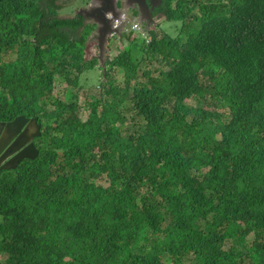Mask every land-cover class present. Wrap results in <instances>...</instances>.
<instances>
[{
  "label": "trees",
  "instance_id": "trees-1",
  "mask_svg": "<svg viewBox=\"0 0 264 264\" xmlns=\"http://www.w3.org/2000/svg\"><path fill=\"white\" fill-rule=\"evenodd\" d=\"M75 1L0 0V121L42 126L0 173V264H264V0H162L177 32L104 67Z\"/></svg>",
  "mask_w": 264,
  "mask_h": 264
},
{
  "label": "clouds",
  "instance_id": "clouds-1",
  "mask_svg": "<svg viewBox=\"0 0 264 264\" xmlns=\"http://www.w3.org/2000/svg\"><path fill=\"white\" fill-rule=\"evenodd\" d=\"M68 1H70V0H68ZM157 1V6H156V8H154L152 11H151V9H150V7H151V2H152V0H144V2H145V4H146V6H147V8H149V11L151 12V14H152V21H150V22H148V21H146V20H143V17L141 16V13H140V11H139V7L137 6V4H135V3H137V2H135V1H132L133 3V6H130V5H132V4H129V3H127V1L126 0H124V5H123V9H120V8H117V10L119 11V13H118V15L117 16H115V14H112L111 12H108V13H104V15H105V17H106V20L107 21H109V23H110V28H111V30H110V32H109V34L106 36V42H105V44L104 45H102L101 46V48L99 47V45H100V39H99V34H98V32L96 31V25L94 24V21L91 19V18H86V17H84L83 15V17H84V19L86 20V22L87 23H90V24H92L93 26H94V29H93V31L91 32L92 34H94L93 36H94V40H97V44H96V46H97V50H98V55H100V56H104V58L103 59H101V58H98L99 59V63H100V65L102 66V67H104V63H105V61L106 60H109V59H112L113 57L111 56V55H106V52H107V50H106V52L104 53V51H103V49H104V47L106 46L107 47V49H108V47L110 46V44H111V42L109 41V40H111L110 38H112V39H114L115 37H119L122 33H127V32H130L131 33V35L130 36H128V39H126L127 37H125V38H123L122 40H123V43L126 45L127 44V42L128 41H131V40H133V39H136L137 38V36H140L141 38H144L145 39V41L146 42H148L149 41V39L147 38L148 37V34H149V32L150 31H152L151 30V27L152 26H155V31H158V30H160L159 29V23L158 22H156L155 21V19L157 18V17H162L163 18V21H165L166 20V17L162 14V13H159V11L160 10H158L160 7H161V5H162V0H156ZM87 3V2H86ZM90 4V2H88V4H84V5H82V7H80V8H84V7H87L88 5ZM95 6H97V7H99L100 5L97 3ZM103 6V5H102ZM102 6L101 7H99L100 9L102 8ZM79 8V9H80ZM79 9L78 10H76L75 12H77V11H79ZM156 9H157V13H155V11H156ZM169 22H171V21H169ZM172 22H176V21H172ZM176 29L178 30V27H176ZM177 32V31H176ZM91 33H90V35H91ZM163 33H161V35H162ZM164 34H166L165 32H164ZM89 35V36H90ZM136 36V37H135ZM88 41V40H87ZM119 53V52H118ZM117 53V54H118ZM116 54V55H117ZM104 71H105V69H104ZM104 71H103V77H104ZM102 73V72H101ZM100 73V74H101ZM100 74L99 75H97L98 76V82H97V79L95 78V76L96 75H91L92 77L90 78V79H87L86 77L88 76V75H85V87H86V89H87V92H86V94L84 95V102H83V104H81L80 103V101H78L79 102V104L81 105V106H83V105H85L86 104V102L89 100V96L91 95V94H93L92 93V91H93V89H95L97 86H98V83L100 82V80H103L102 78H101V76H100ZM113 74H114V72H113ZM112 74V75H113ZM76 97V96H75ZM80 100V99H79ZM83 109H85V110H87L86 109V107H83ZM82 109V110H83ZM81 110V111H82ZM88 111V110H87ZM89 113V112H88ZM88 115V114H87ZM18 116H23L24 118H26L27 120H28V122L26 123V126L27 125H30L31 126V120H34L35 118H37V120H36V123L37 124H39L40 125V129H39V135L37 136L38 138L40 137V135H41V129H42V126H41V124L38 122V117H32V118H29V117H26L25 115H16L13 119H11V120H8V121H0V122H12L15 118H17ZM86 119V118H85ZM33 123V122H32ZM30 126H29V129H30ZM29 129L27 130V134H28V132H29ZM26 134V135H27ZM14 136H17L16 134H13V137ZM37 137H34L32 140H30V141H28L27 142V144H26V147L30 144V143H33V145L35 146V148L37 149V151H38V148H37V146H36V143H35V138H37ZM6 144H7V142H6ZM25 147V148H26ZM24 149V148H23ZM23 149H19V150H16V152H18V153H20L21 152V150H23ZM5 150L6 149H4V151H0V156H1V154H3V152H5ZM38 154H39V151H38ZM15 155V153H13L12 155L11 154H9L8 156H7V158L8 157H12V156H14ZM38 157V155L34 158V159H28V158H24V159H22V160H20L18 163H17V165H19L23 160H35L36 158ZM17 165L15 166V167H17ZM13 169V168H12ZM6 170H8V169H6ZM3 171V170H2ZM1 171V172H2ZM0 172V173H1ZM228 250H226L225 252H227Z\"/></svg>",
  "mask_w": 264,
  "mask_h": 264
},
{
  "label": "water",
  "instance_id": "water-1",
  "mask_svg": "<svg viewBox=\"0 0 264 264\" xmlns=\"http://www.w3.org/2000/svg\"><path fill=\"white\" fill-rule=\"evenodd\" d=\"M126 1L129 4H132V1L137 2L135 4L139 7L143 20L148 22L152 21V14L149 11V8H147L144 0ZM97 3L100 5L99 7L103 5L101 9L95 6ZM104 3L105 0H103V2L102 0H90V4L87 7L80 8L79 11L76 12L79 16L84 15L86 18H91L94 21V24L97 26L96 31L98 32L99 39L101 40L99 45L100 48L105 44L106 36L111 30L110 23L106 20L104 15L106 11ZM130 6H133V4ZM36 120L37 118L31 120V126H26L28 120L23 116H18L12 122H0V151L2 152L6 149L0 156V172L2 170L15 168L17 163L24 158L34 159L38 155V151L33 143H30L26 147L28 141L39 135L40 125L36 123ZM28 129L29 132L27 134ZM13 134H16L17 136L13 137ZM19 149L23 150H21L20 153L16 152V150ZM13 153H15L14 156L7 158L9 154L12 155Z\"/></svg>",
  "mask_w": 264,
  "mask_h": 264
},
{
  "label": "rangeland",
  "instance_id": "rangeland-1",
  "mask_svg": "<svg viewBox=\"0 0 264 264\" xmlns=\"http://www.w3.org/2000/svg\"><path fill=\"white\" fill-rule=\"evenodd\" d=\"M62 1L65 2V3H68V0H62ZM87 1L88 0H76L71 5H68V4L64 5L62 7L63 9L60 10V11H62L60 16L61 17H72L74 15V10L75 11L78 10V9H73L72 7L74 5L82 7V5L86 4ZM203 1H205V0H203ZM155 21L159 23V29L160 30L157 31V33L159 35H161V33H164V32L168 33L170 35H174L176 33V31H177L176 27L178 25L177 23H174L172 21L169 22V21H166V20L163 21L162 17H157L155 19ZM154 29H155V26H152L151 30H154ZM93 35L94 34L91 33V35L88 38V41H87L86 47H85L84 57H85V59H89L91 57L103 59L104 58L103 55L102 56L98 55V50H97V46H96L97 40H94V36ZM123 46H124L123 43L121 44V43H118L115 40H113L111 42L110 46L108 47V49L105 46L103 51L105 53L106 50H107L106 55H111L113 57L114 55H116L120 51L121 48H123ZM98 65H100V63H98ZM118 71H122V70H117V72ZM96 74H98V72ZM91 77L92 76H87L86 78L90 79ZM115 77H116L117 80H121L122 79V75L118 74V73L114 75V78ZM56 82H57V80H55V82H54L55 89H56V90L54 89V93H55L56 96H61L62 91L65 88V84L56 83ZM97 82H98V80H97ZM84 92H85V89L80 91V96H79L80 100L79 101H80L81 104H83V102H84V98H85L84 97ZM72 96L75 99V95L72 94ZM187 103H188V101H187ZM87 114H88V111L83 109L81 111L82 119H85L87 117ZM104 180H106V176H105Z\"/></svg>",
  "mask_w": 264,
  "mask_h": 264
},
{
  "label": "flooded vegetation",
  "instance_id": "flooded-vegetation-1",
  "mask_svg": "<svg viewBox=\"0 0 264 264\" xmlns=\"http://www.w3.org/2000/svg\"><path fill=\"white\" fill-rule=\"evenodd\" d=\"M88 2H90V0H88L86 4H88ZM102 2H103V0H102ZM104 5H105V10H106L105 13L111 12L112 14L114 13L115 16H117L118 13H119V11L117 10V8L123 9L124 0H105ZM156 6H157V1L156 0H152L151 7H150L151 11L154 8H156Z\"/></svg>",
  "mask_w": 264,
  "mask_h": 264
}]
</instances>
